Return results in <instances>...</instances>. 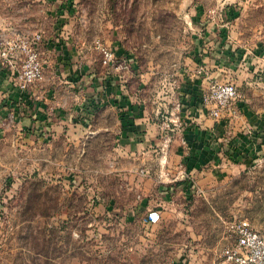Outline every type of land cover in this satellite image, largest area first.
Returning <instances> with one entry per match:
<instances>
[{"label":"rangeland","instance_id":"obj_1","mask_svg":"<svg viewBox=\"0 0 264 264\" xmlns=\"http://www.w3.org/2000/svg\"><path fill=\"white\" fill-rule=\"evenodd\" d=\"M44 41L61 46L81 73L73 82L63 68L57 79L68 126L61 139L38 133L52 143L49 160L44 143L20 131L23 110L17 118L10 104L14 93L52 86L59 51L46 57ZM259 44L264 0H0V264H172L188 227L229 237L227 224L244 219L264 235V150L257 161L243 151L223 161L219 177L213 168L205 184L193 183L189 201L178 198L182 211L168 210L157 225L140 206L148 199L155 208L161 182L180 178L174 144L186 124L207 120L183 112L185 88L199 84L198 103L215 125L210 135L218 139L216 125L225 122L226 143L245 121L242 104L264 110V72L252 75L249 62ZM22 45L42 71L25 88ZM224 52L227 71L218 77ZM108 81L126 109L105 105ZM226 84L238 97L215 119V103L206 109L203 97ZM93 101L103 107L94 115L85 111ZM121 113L140 128L128 141Z\"/></svg>","mask_w":264,"mask_h":264},{"label":"crops","instance_id":"obj_2","mask_svg":"<svg viewBox=\"0 0 264 264\" xmlns=\"http://www.w3.org/2000/svg\"><path fill=\"white\" fill-rule=\"evenodd\" d=\"M44 42H46L44 43L45 46L43 45L44 48L41 50L45 52L43 53L46 57L52 59V52L55 50L59 51V54L57 55V61H55V71L53 73L54 76L49 81L50 85L52 86L46 88L42 94L36 88H32L28 92L22 93V96L20 91L14 93L13 99L10 102V104L13 106H10L12 109L15 108L17 111H15L17 118L20 116L22 110L23 112L25 111L24 114L22 112V115H25V117L22 121H20L21 123L19 122L21 125V127L19 126V129L27 137L34 136V140L36 138L39 144L44 143L43 147L44 150H48L47 158L49 160L51 159L52 155V143L46 139H42L43 142H41L40 135H49L55 139H61L65 136L63 133H61V130L63 132L68 126L66 122L61 121L65 118V114L58 109L62 102L60 100L58 91L55 89L57 79H60V77L63 75V68L67 72L66 76L73 80V82H75L76 78H78V75H81V73L79 70L73 72V69H71L70 66L71 61L68 58L65 60V57H67V52L62 53L61 46H56V44L50 42L48 43L47 41ZM253 51L252 57L249 59V62L251 63L250 65L252 66L251 74L254 76L256 74L258 77L260 72H264V46L259 44ZM225 54H227V52H224V55ZM224 55H221L220 53L219 60L216 61V63H218V77L224 76L223 73H226L227 71L226 63L221 60L222 57L227 56ZM242 56L243 55L240 54L239 58ZM207 58L209 57L204 55L202 62L207 64ZM239 66L240 68H244L242 61H240ZM212 74L213 75H211L210 78H212L216 73L213 71ZM202 82H205V79L204 81L203 79L201 80V86L203 84ZM107 84L108 85L106 88L109 93L108 98L110 99L105 105L114 108L119 106V108H122L123 110L126 109V100L119 99L120 96L113 92L114 85L111 84V82L108 81ZM91 87L95 91V84H93ZM197 87L198 90L194 87L189 89L185 88L184 91L188 97L186 100L182 97L181 103L187 110H183V112L185 113L190 111V115L193 113L197 118H206L207 120L204 124H201L199 121L197 123L193 122L186 124L183 128L182 138L177 139L176 143L174 144V158L180 164V178L174 180L175 184L170 183L174 185H168L166 182H161L155 192L157 195L156 197L159 198L161 196V198H159L160 201L155 203V208H151L153 202L152 200L144 199L140 203V206L150 213L147 218V222H149L150 225H157L170 209L178 212L182 211V207L179 204L180 202L177 201L178 198L182 197L184 200L189 201L191 199L192 193L194 192L193 190L197 189V185H193V183L201 185L205 184L209 179L211 174L210 171H213V168H216L213 172L218 175L217 177L220 176L221 171L217 170V168H221V163L223 161H230L226 155L229 145H231V148L237 151L238 157L240 158L242 151L243 153L247 152L250 154L248 155L251 157V159H248L250 161H252V159L257 161L259 160V157L262 156L261 152L264 150V110H251L242 104L240 107V113L243 115L242 117L245 119V121H242L240 124L241 127L238 128L240 133L236 134L234 137L235 139H231L232 141L227 140L226 143L225 122H221L216 125L217 129L220 130L218 131V139L210 135L215 125L209 119L210 116L208 115L207 111L200 108V102L198 103V101L202 92L198 83ZM82 88H85L84 85ZM97 104H99L97 101H95L93 104L89 103L88 106H86L87 110L85 109V111H93V108H103L99 107ZM120 104H122L123 107ZM62 105H64V103ZM95 113L96 110L91 114L94 115ZM134 114L138 115L136 112H134ZM143 114V111H140L141 118L143 117ZM126 118H128L127 115ZM129 121L130 120L127 121L126 119L125 122ZM126 124L127 126L125 125V127H123L122 136L124 140L128 141L139 132L137 130L140 128L132 126V124ZM35 134H37L39 137ZM244 156L246 157V155ZM0 182H2L1 175ZM144 190H146V188ZM186 230L187 236L184 239H179L178 243L180 244H177L178 252H180L182 255L178 260L173 261L172 264H222L221 253L223 249L234 243V240L226 236V233L220 234L218 232V234L214 235L202 231H194L190 227H188Z\"/></svg>","mask_w":264,"mask_h":264},{"label":"built area","instance_id":"obj_3","mask_svg":"<svg viewBox=\"0 0 264 264\" xmlns=\"http://www.w3.org/2000/svg\"><path fill=\"white\" fill-rule=\"evenodd\" d=\"M21 48L26 54L27 66L23 78L22 88L37 79H42V71L37 62V55L28 45ZM99 48V47H98ZM100 49V48H99ZM104 63L112 62L113 53L102 49ZM238 97L237 88L233 85L214 87L211 92L203 97V106L215 103L210 115L215 119L222 116V111L229 107ZM229 238L234 240L230 246L221 253L222 264H264V235L255 230L248 220H234L227 224Z\"/></svg>","mask_w":264,"mask_h":264},{"label":"trees","instance_id":"obj_4","mask_svg":"<svg viewBox=\"0 0 264 264\" xmlns=\"http://www.w3.org/2000/svg\"><path fill=\"white\" fill-rule=\"evenodd\" d=\"M95 107H96V105H95ZM100 109V108H99ZM121 118H122V123H123V126H125V119H127L126 118V115L125 114H123V113H121ZM128 123H130V122H128ZM126 126H127V124H126ZM226 155L228 156V159H231V160H233L234 162H236L237 160H239V157H238V154H237V151L235 150V149H233L232 151H227L226 152Z\"/></svg>","mask_w":264,"mask_h":264}]
</instances>
